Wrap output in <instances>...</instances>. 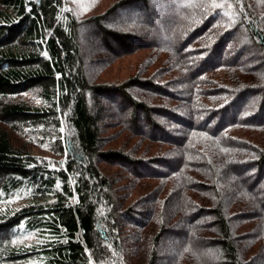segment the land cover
I'll return each mask as SVG.
<instances>
[{
  "label": "trees",
  "instance_id": "trees-1",
  "mask_svg": "<svg viewBox=\"0 0 264 264\" xmlns=\"http://www.w3.org/2000/svg\"><path fill=\"white\" fill-rule=\"evenodd\" d=\"M94 1L0 0V264H264V0Z\"/></svg>",
  "mask_w": 264,
  "mask_h": 264
},
{
  "label": "rangeland",
  "instance_id": "rangeland-1",
  "mask_svg": "<svg viewBox=\"0 0 264 264\" xmlns=\"http://www.w3.org/2000/svg\"><path fill=\"white\" fill-rule=\"evenodd\" d=\"M94 4H96V2L94 0H71V9L76 13V14H82L85 15L84 17H89L90 15H92V13H94L96 11ZM104 4V1L102 0L100 2V7H102ZM98 13V11L96 12ZM93 32H85L84 36H85V40L87 43H84L82 45L83 49L85 51L88 50V52L91 50L92 46H96V49L98 48H102L101 47V42L97 41V39L95 38V36L93 35ZM87 52V53H88ZM87 53H85V56H87ZM248 57L247 55H245V57H243L244 59ZM35 94L36 93H28L25 96L20 97L19 99L23 100L26 99L28 101V103L32 104H37V99L35 98ZM104 105L111 111V113H113V115H118L120 118L122 119H129V113L127 112V110H119V109H114V107L112 105L109 104V102H105ZM117 117V116H115ZM183 238H179V241L176 240H171L169 242H166V246L165 249L162 251L164 253L165 256V260H163V262H160L159 264H167L168 262H170L172 260V258L174 257V255L176 254V250H174V248L172 249L171 245H175L176 249L178 246L179 242H183ZM212 258V256H211Z\"/></svg>",
  "mask_w": 264,
  "mask_h": 264
}]
</instances>
